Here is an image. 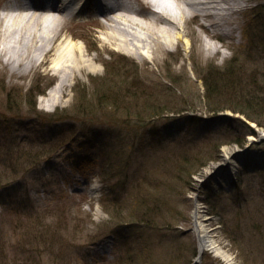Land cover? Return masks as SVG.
Here are the masks:
<instances>
[{
  "label": "rangeland",
  "instance_id": "obj_1",
  "mask_svg": "<svg viewBox=\"0 0 264 264\" xmlns=\"http://www.w3.org/2000/svg\"><path fill=\"white\" fill-rule=\"evenodd\" d=\"M6 4L0 0V264H193L196 208L231 258L205 251L200 264H264V171L239 178L245 162L264 168V127L233 110H247L252 97L264 107V0L241 1L236 36L188 18L185 36L141 57L101 40L109 29L89 4L66 33L98 69L76 71L54 106L44 98L60 79L55 57L36 59L20 76L18 53H34L26 38L18 46L15 34H2L12 25ZM212 68L228 81L224 100L204 97L201 78ZM238 120L257 133L248 151L227 143L247 131ZM227 150L235 151L227 158Z\"/></svg>",
  "mask_w": 264,
  "mask_h": 264
},
{
  "label": "bare ground",
  "instance_id": "obj_2",
  "mask_svg": "<svg viewBox=\"0 0 264 264\" xmlns=\"http://www.w3.org/2000/svg\"><path fill=\"white\" fill-rule=\"evenodd\" d=\"M17 1L15 4L3 6V19L5 23L8 19V23L11 22L12 25H6L2 34L5 37L15 34L13 43L18 46H22L23 40L26 38L28 43L27 46L24 43V47L33 50L34 58H28L27 51L22 49L18 53L21 63L16 69L20 72V76H26L33 70L32 68L36 66L34 63L36 59L42 58L40 65H43L48 62L47 58L50 55L55 57L51 68L60 79L44 98L45 104L51 106L61 100L64 88L75 77L76 71H80L84 67L95 72L98 69L96 59L86 53L81 43L74 41V35L69 36L66 33L67 24L75 15L71 11L73 4L78 6L76 15L87 10L89 4L95 5L98 13L105 18L101 25H106L109 29L101 40L107 46H115L119 51L139 57L160 50V43L171 46L174 36L175 38L185 36L184 23L188 18L208 21L209 26H204L206 32L210 33V28L215 27L227 30V34L231 37L236 36L237 16L244 10L240 4L242 0H174L178 13H172L166 8H160L162 11L155 10L160 3L159 0H130L137 6V9L125 1L111 10L104 7L106 0H92V2L90 0H56V5L52 8L46 5L43 0H30L34 1L31 5L21 4L20 0ZM145 5L152 8L148 16L142 15V11H140ZM129 11L141 15L146 22L129 16ZM63 33L67 37L62 38L61 34ZM152 39L154 45H152ZM210 42L209 39V44ZM7 44H10L8 48L12 50L11 42L9 43L7 40ZM26 59L29 60L26 63L23 62ZM234 151L227 150V158ZM207 221L204 216L203 219H198L196 222L195 230L200 252L212 251L215 255L230 260V256L219 245L215 234L207 226Z\"/></svg>",
  "mask_w": 264,
  "mask_h": 264
},
{
  "label": "trees",
  "instance_id": "obj_3",
  "mask_svg": "<svg viewBox=\"0 0 264 264\" xmlns=\"http://www.w3.org/2000/svg\"><path fill=\"white\" fill-rule=\"evenodd\" d=\"M209 68H211V67H209ZM195 74H197V73H195ZM201 80L203 81V87L205 89V92H204L205 93L204 94L205 99H207L209 101L210 99H213L214 97H216V99L218 101L224 100L223 98H225V97H223L224 94L221 91L226 86L228 81L225 80L224 75L221 74L218 69H216V68L210 69V71H208L207 75H205V77L201 78ZM245 100L247 103L245 102L244 105H246L247 110L244 109L243 111H241V110L233 109L234 112H241L247 120L254 121L255 123H257V125L264 127V123L261 122V120H260V117H261L260 114H264V107L261 106L260 103L258 101H256V99H253V97H252V99L249 98V100H247V99H245ZM222 109H224V108L219 107V106H217V107L215 106L213 110L214 111H221ZM238 121L242 122L243 126L247 128V131L244 134L234 136V138L232 137L233 139H231L227 143H230V144L234 143V144H237L238 146H240L241 148H244L248 143L247 136L257 135V133L246 122L240 121V120H238ZM227 143H225V144H227ZM263 144H264V141H263ZM254 146H256V144ZM259 165L251 167L252 165L249 162H246L245 166L243 167V169L239 173L240 180L242 181L244 179V175L248 174L252 170L264 171V168L259 167ZM234 186L236 187V185H234ZM238 187L239 186H237L236 188H238ZM222 188H223V186H221V187L218 186V190L221 191ZM239 189H240V187H239ZM209 195L211 196L210 193H209Z\"/></svg>",
  "mask_w": 264,
  "mask_h": 264
},
{
  "label": "water",
  "instance_id": "obj_4",
  "mask_svg": "<svg viewBox=\"0 0 264 264\" xmlns=\"http://www.w3.org/2000/svg\"><path fill=\"white\" fill-rule=\"evenodd\" d=\"M201 256H202V255L200 254L199 257H198V260H201ZM198 260H196V262H198Z\"/></svg>",
  "mask_w": 264,
  "mask_h": 264
}]
</instances>
